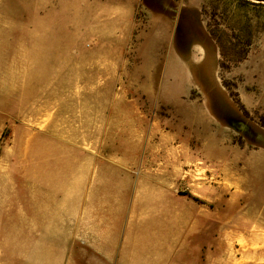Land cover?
Listing matches in <instances>:
<instances>
[{
    "label": "rangeland",
    "instance_id": "rangeland-1",
    "mask_svg": "<svg viewBox=\"0 0 264 264\" xmlns=\"http://www.w3.org/2000/svg\"><path fill=\"white\" fill-rule=\"evenodd\" d=\"M133 2L117 83L96 85L94 97L85 79L95 82L90 66L107 61L125 33L123 8L112 0H0V264H72V245L59 243L64 230L56 223L65 204L55 186L69 173L62 162L118 158L119 168L134 169L130 191L147 195L164 184L149 174L138 185L139 167L168 163L171 147L183 163L178 194L189 195L184 171L192 158L200 162L197 180L241 194L224 210L237 223L223 228L209 198L202 251L224 254L209 263L264 264V239L250 240L264 230V0ZM75 88L80 99L63 98ZM145 222L156 246L181 238L178 221ZM24 236L34 245L10 243ZM182 252L169 264H192Z\"/></svg>",
    "mask_w": 264,
    "mask_h": 264
},
{
    "label": "crops",
    "instance_id": "crops-1",
    "mask_svg": "<svg viewBox=\"0 0 264 264\" xmlns=\"http://www.w3.org/2000/svg\"><path fill=\"white\" fill-rule=\"evenodd\" d=\"M112 4L122 7L126 12L127 17L123 18L125 25L121 30L125 33L120 36L116 45H110L111 55L107 61L89 68L90 77L95 78V82L93 83L91 79V81L85 80L92 84L88 91L94 97L98 85L112 86L117 83L118 69L123 66L122 53L134 2L112 0ZM115 34H119V31L117 30ZM91 53L94 54V51ZM96 70H98L97 76ZM77 83L80 84L81 81ZM63 98L78 100L80 92L75 88L73 94L64 93ZM71 125L73 131L80 130L79 125L75 123ZM139 131L137 129V132ZM171 149V154L168 155L170 163L157 159L159 162L156 161L153 167H148L149 163L146 167L144 165L139 167L144 173H141L143 176L138 177V185L142 184L144 187V181H147L149 174L158 179L159 185L164 184L165 189L159 186V188L153 187L155 189L147 195L143 188L137 189L136 192L130 191V183L134 180V169L119 168L118 158L79 156L61 163L68 167L69 173L58 175L60 178L65 177L68 183L55 186L56 198L65 204V207L57 212L56 223L64 230V238L59 243L65 246L72 245V253L68 258L72 264H169V260L178 253L180 247L184 256L188 255L189 260L191 257L192 264H210V257L213 258L211 261H214V258L224 261V254L219 258V254L210 256L203 254L202 251L204 248L202 236L207 233L206 230L210 225L208 201L209 198H213L211 203H216L218 215L221 212L218 222L223 228L229 221L237 223L235 220L226 221L224 210L226 205L235 208L241 194L232 191L231 194L226 195V190L219 181L217 184L206 185V182L197 180L200 162L193 158L188 163L190 168L184 171L189 195L185 197L178 194L176 184L183 163L176 161L178 153L173 150L174 147ZM237 181L241 182L242 186L247 183L246 177H239ZM193 207L196 208L195 215L192 213ZM157 217L164 219L163 226L166 228L178 221L181 238L175 241L168 240L163 247L156 246L151 241L156 238L155 230L151 225H146L145 220ZM13 224L16 226L17 222L14 220ZM187 229L191 230L185 240ZM142 234L149 242L140 240ZM263 239L264 230L260 228L252 234L250 240ZM10 243L34 245L35 242L33 238L24 236L10 239ZM36 258L47 260L48 256ZM58 259L64 261V248L58 253ZM132 261L134 263H131Z\"/></svg>",
    "mask_w": 264,
    "mask_h": 264
},
{
    "label": "trees",
    "instance_id": "trees-1",
    "mask_svg": "<svg viewBox=\"0 0 264 264\" xmlns=\"http://www.w3.org/2000/svg\"><path fill=\"white\" fill-rule=\"evenodd\" d=\"M250 1H260V0H238V2L240 3V4H244V3H251ZM248 30L249 29V27H248V23L247 22H245L242 26H241V31L243 30ZM212 37L214 38V40H216L218 43H219V45H220V47L222 48V49H224V50H227L226 49V47L224 46V44H223V42L221 41V38L219 37H217V36H215L214 34H212ZM234 45H236V42H234ZM233 45V46H234ZM221 48H220V50H221ZM223 50V52H222V50H221V54L223 55H225L226 54V52Z\"/></svg>",
    "mask_w": 264,
    "mask_h": 264
},
{
    "label": "bare ground",
    "instance_id": "bare-ground-1",
    "mask_svg": "<svg viewBox=\"0 0 264 264\" xmlns=\"http://www.w3.org/2000/svg\"><path fill=\"white\" fill-rule=\"evenodd\" d=\"M239 172V171H238Z\"/></svg>",
    "mask_w": 264,
    "mask_h": 264
}]
</instances>
